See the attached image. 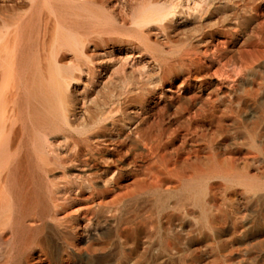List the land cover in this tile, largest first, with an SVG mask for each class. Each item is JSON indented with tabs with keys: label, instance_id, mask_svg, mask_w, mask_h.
Returning <instances> with one entry per match:
<instances>
[{
	"label": "bare ground",
	"instance_id": "6f19581e",
	"mask_svg": "<svg viewBox=\"0 0 264 264\" xmlns=\"http://www.w3.org/2000/svg\"><path fill=\"white\" fill-rule=\"evenodd\" d=\"M0 9V264H264V0Z\"/></svg>",
	"mask_w": 264,
	"mask_h": 264
},
{
	"label": "rangeland",
	"instance_id": "374dc122",
	"mask_svg": "<svg viewBox=\"0 0 264 264\" xmlns=\"http://www.w3.org/2000/svg\"><path fill=\"white\" fill-rule=\"evenodd\" d=\"M20 12L19 11H9V12H7L6 14L5 13H3L2 11H1V9H0V17L1 18H3L2 20H0V27L2 28V29H6V25H7V20H10V17H15L16 15H18ZM3 14H5V15H7L6 17L5 16H3ZM5 19H7V20H5ZM186 34H185V32H182V31H179V32H177V36L174 38V40H177L178 42H179V44L180 43H183L184 42V36H185ZM142 56L143 57H148L147 56V53L146 52H142ZM167 212H169V211H167ZM145 217H146V219L148 218V219H150L149 217H151L150 216V214H146L145 215ZM147 219V220H148ZM148 227V228H147ZM146 227V231L147 232H149L150 230H151V227L148 225Z\"/></svg>",
	"mask_w": 264,
	"mask_h": 264
}]
</instances>
